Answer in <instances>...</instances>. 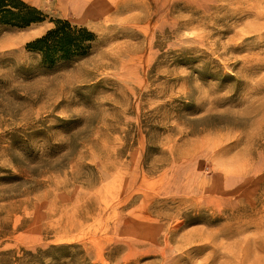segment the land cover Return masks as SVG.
Listing matches in <instances>:
<instances>
[{
  "label": "rangeland",
  "instance_id": "374dc122",
  "mask_svg": "<svg viewBox=\"0 0 264 264\" xmlns=\"http://www.w3.org/2000/svg\"><path fill=\"white\" fill-rule=\"evenodd\" d=\"M24 1L47 18L0 24V264H264V0ZM55 19L89 55L28 49Z\"/></svg>",
  "mask_w": 264,
  "mask_h": 264
},
{
  "label": "trees",
  "instance_id": "16d2710c",
  "mask_svg": "<svg viewBox=\"0 0 264 264\" xmlns=\"http://www.w3.org/2000/svg\"><path fill=\"white\" fill-rule=\"evenodd\" d=\"M45 13L24 0H0V24L27 28L45 21ZM54 27L45 35L28 43L30 51L41 54L44 61L55 63L90 54L97 36L85 27L64 19L53 20Z\"/></svg>",
  "mask_w": 264,
  "mask_h": 264
},
{
  "label": "bare ground",
  "instance_id": "6f19581e",
  "mask_svg": "<svg viewBox=\"0 0 264 264\" xmlns=\"http://www.w3.org/2000/svg\"><path fill=\"white\" fill-rule=\"evenodd\" d=\"M36 1H43V0H36ZM55 1L65 11H72V12L80 11L82 14L89 16L94 15L97 16L98 18H106L110 16L112 12V8L110 7V2H109L110 0L109 1L108 0H55Z\"/></svg>",
  "mask_w": 264,
  "mask_h": 264
}]
</instances>
